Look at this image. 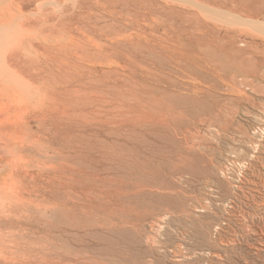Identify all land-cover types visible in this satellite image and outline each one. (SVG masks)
<instances>
[{"label": "rangeland", "instance_id": "374dc122", "mask_svg": "<svg viewBox=\"0 0 264 264\" xmlns=\"http://www.w3.org/2000/svg\"><path fill=\"white\" fill-rule=\"evenodd\" d=\"M259 23L264 0H0V264H264Z\"/></svg>", "mask_w": 264, "mask_h": 264}, {"label": "bare ground", "instance_id": "6f19581e", "mask_svg": "<svg viewBox=\"0 0 264 264\" xmlns=\"http://www.w3.org/2000/svg\"><path fill=\"white\" fill-rule=\"evenodd\" d=\"M259 25H264V24H261V23H259ZM249 26V25H248ZM146 132V131H145ZM137 177V176H136Z\"/></svg>", "mask_w": 264, "mask_h": 264}]
</instances>
